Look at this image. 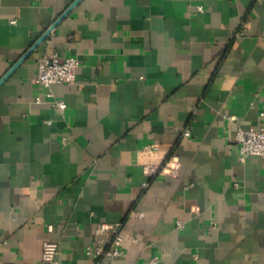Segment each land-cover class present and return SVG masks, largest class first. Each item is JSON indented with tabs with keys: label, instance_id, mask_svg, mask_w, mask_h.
Returning <instances> with one entry per match:
<instances>
[{
	"label": "crops",
	"instance_id": "obj_1",
	"mask_svg": "<svg viewBox=\"0 0 264 264\" xmlns=\"http://www.w3.org/2000/svg\"><path fill=\"white\" fill-rule=\"evenodd\" d=\"M73 1L0 0V79ZM48 51L79 60L64 113L34 80ZM263 112L264 0H80L0 84V263L55 239L95 264L107 221L123 254L102 264H264V160L237 140Z\"/></svg>",
	"mask_w": 264,
	"mask_h": 264
},
{
	"label": "built area",
	"instance_id": "obj_2",
	"mask_svg": "<svg viewBox=\"0 0 264 264\" xmlns=\"http://www.w3.org/2000/svg\"><path fill=\"white\" fill-rule=\"evenodd\" d=\"M203 10V7H199ZM15 22V20H13ZM79 60L75 56L62 57L58 51L45 52L38 59V73L34 78L35 82L46 88V97L51 104L61 113L68 107L65 100L55 98L52 86L55 84H73L77 79V69ZM43 95H38L36 100L41 102ZM264 117V112L262 113ZM189 134V131H186ZM239 143V159L245 161L251 156L261 157L264 160V125L252 126L248 129L239 128L237 131ZM147 148H156V145H149ZM181 168L179 159L171 156L162 164L151 163L147 165V173L156 175L160 172H167L177 175ZM149 180L144 181L143 186L148 187ZM131 215L142 216L143 212L133 209ZM182 226V223H179ZM47 229L50 232L55 230V223L48 222ZM124 241L123 223L101 221L98 223L93 241L87 246V253L96 258L95 264H102L101 258L104 256H119L123 254L122 245ZM60 244L58 240L46 239L43 242L44 264H60L59 260ZM157 262V257L152 259V263ZM0 264H17L12 261H3Z\"/></svg>",
	"mask_w": 264,
	"mask_h": 264
},
{
	"label": "water",
	"instance_id": "obj_3",
	"mask_svg": "<svg viewBox=\"0 0 264 264\" xmlns=\"http://www.w3.org/2000/svg\"><path fill=\"white\" fill-rule=\"evenodd\" d=\"M80 0H74L73 3L56 19V21L45 31V33L31 46V48L13 65V67L0 79V84L13 72V70L22 63L29 54L52 32L53 29L70 13V11L79 3Z\"/></svg>",
	"mask_w": 264,
	"mask_h": 264
}]
</instances>
